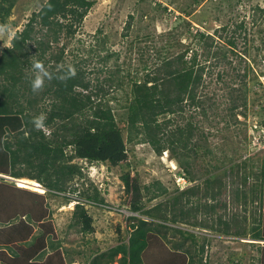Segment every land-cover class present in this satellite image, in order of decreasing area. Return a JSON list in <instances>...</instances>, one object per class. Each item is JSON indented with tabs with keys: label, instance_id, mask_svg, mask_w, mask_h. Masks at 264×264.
Returning a JSON list of instances; mask_svg holds the SVG:
<instances>
[{
	"label": "rangeland",
	"instance_id": "1",
	"mask_svg": "<svg viewBox=\"0 0 264 264\" xmlns=\"http://www.w3.org/2000/svg\"><path fill=\"white\" fill-rule=\"evenodd\" d=\"M46 1L0 0L5 8L11 5L9 16L4 20L0 18V56L4 48L11 47L14 34L24 29L33 12ZM88 1L93 5L77 28L75 37L65 41V54L69 62H78L84 68L91 85L100 84L108 77L123 83L129 79L141 81L163 58L183 52L186 61L196 54V62L205 66L202 86L197 91L198 98L204 101L205 114L184 102L181 121L182 125L191 121L195 129L192 142L197 147L193 153L184 152L180 157V161L189 166L194 180L187 182L180 175L183 170L169 151L158 155L148 144L127 143V131L121 123L124 112L117 111L127 160L116 167L73 160L82 173L72 181L75 193L38 198L33 194L46 193L40 184H31L36 188L34 190L21 188L29 192L25 194L17 192L18 186L0 176V194L5 193L4 199H0V217L3 218L0 219V229L3 228L0 243L7 240V226L22 220L32 224V230L31 227L22 230V238L29 241L27 244L44 237L46 244L40 253L43 256L38 257L42 259L39 264H88L100 250L119 242L126 245L131 224L140 219L149 220L143 214L148 208L178 196L182 190L222 178L228 203L225 210L221 209L217 214L225 218L235 214L240 220L245 217L246 236L222 235L198 225L168 222L169 228L164 233L146 236L144 262L158 264L161 259L167 260V257L160 258L167 253L168 257L169 254L177 257L175 264H264V239L253 238L256 228L264 236V135L261 127L264 99L255 101L263 94L260 85L264 88L261 79L264 75V0ZM129 23V29L125 30ZM35 30L38 32L40 28L36 26ZM202 34L207 43L212 44L211 49L205 46ZM63 42L61 40L58 46ZM208 50L225 53L227 59L218 62L209 57L206 60ZM243 74H246L244 79ZM244 84L249 91L247 109L245 112L242 108L235 110L234 120L229 110L231 99L242 96ZM110 95H116L117 99L124 97L122 91L116 90ZM244 163L247 165L245 170L242 168ZM224 173L230 176L223 178ZM125 174L139 190L138 204L143 208L138 212L130 209L129 202L137 197L134 190L125 192L121 180ZM244 177L245 185L241 184ZM156 183L164 190L163 194ZM145 186H149L150 192L161 195L149 201ZM238 187L241 191L236 196L234 191ZM253 188L258 192L253 193ZM94 190L104 203L86 204L84 201L92 219L93 232L82 233L70 225L71 213L77 200L85 194L93 196ZM8 193L13 195V202ZM203 203L190 201L189 207L198 208L195 219L215 224L217 214L204 215ZM7 212L17 215L10 213L12 218L6 221L10 217L4 219ZM27 212L34 219L42 213L47 227L30 221L25 216ZM175 244H181V248L176 249ZM17 246L23 248L26 244L18 243ZM176 251L179 252L173 254Z\"/></svg>",
	"mask_w": 264,
	"mask_h": 264
},
{
	"label": "trees",
	"instance_id": "2",
	"mask_svg": "<svg viewBox=\"0 0 264 264\" xmlns=\"http://www.w3.org/2000/svg\"><path fill=\"white\" fill-rule=\"evenodd\" d=\"M92 5L88 0H47L37 12H33L24 29L14 34L10 41L11 47L4 48L0 56V174L37 182L46 190L45 194H33L38 198L41 195L75 193L72 181L81 177L82 173L73 160L101 162L111 167L119 166L127 160L125 141L115 114L123 111V120L120 121L127 131L126 142L148 144L158 155L169 151L183 170L180 175L187 182H192L194 178L189 166L180 161L181 153H193L197 147L192 142L195 131L192 122L185 125L181 122L185 110L183 103L186 102L189 107L200 109L201 114H205L204 101L197 96V91L202 86L205 66L196 62V54L186 61V53L183 52L163 58L160 64L145 73L141 81L129 79L127 83H123L108 77L100 84L91 85L84 68L78 62L67 60L65 41L75 37L77 28ZM10 8L11 5L5 8L0 4V18L4 20L8 17ZM36 26L40 28L38 32L35 30ZM129 26L130 23L125 30ZM202 37L205 38L204 34ZM206 39L204 44L211 49L212 44L207 43ZM61 40L64 42L59 47ZM209 57L218 62L227 59L225 53L218 50L214 53L208 50L205 59ZM37 62L44 65L52 78L45 79L44 86L34 92L31 81L35 77L33 65ZM72 70L75 75L71 74ZM245 77L246 74H243L242 79ZM260 86L263 94L255 101L264 99V88ZM115 90L122 91L124 97L117 99L116 95L111 96L110 93ZM248 92L244 84L242 96L231 99L229 110L234 120L235 110L242 108L245 112L247 109ZM41 114L46 116L45 126L37 129L32 120ZM261 127L264 135V121ZM262 143L264 144V140ZM242 168L245 170L247 165L242 164ZM229 176L223 174V178ZM121 180L125 192L134 190V196L137 197L129 202L131 211L142 210L143 207L138 204L140 193L136 185L130 183L128 174L122 176ZM223 180H207L202 186L182 190L178 196L148 208L143 214L149 220L140 219L131 224L126 245L119 242L100 251L88 264H145L143 255L147 248L146 236L164 233L169 228L166 225L168 222H181L194 227L198 225L222 235L245 237V217L240 220L235 214L231 218L217 214L219 210H225L228 203ZM241 182L245 185L246 178ZM19 189L16 191L29 194ZM159 189L163 194L164 190ZM144 190L149 201L161 195L150 192L149 186H145ZM239 191V187L235 189L236 196ZM252 192L257 193L258 189L253 188ZM8 195L11 197L10 202H13V195ZM4 197L5 193H1L0 199ZM80 199L71 213L70 225L79 228L82 233H92V219L84 203L103 204L104 200L97 190H94L93 196L85 194ZM192 199L204 202V215L217 214L215 224L195 219L198 208L189 207ZM231 202L233 204L234 200ZM10 213L7 212L4 217L10 216L6 221L12 215H17L16 212L11 213L12 215ZM25 216L30 221L47 227L42 213L35 219L30 212ZM0 219L3 220L2 217ZM31 225L30 222L21 220L7 226V240L0 243V264L40 263L42 259L38 257L43 256L40 253L46 244L44 237L40 236L30 244H27V238H22V230H29L30 227L32 230ZM253 238L261 241L264 236L256 228ZM18 243L26 244V247L17 246ZM174 247L180 249L181 244H175ZM177 252L179 251L173 254ZM169 256L167 253L166 256L160 255V258L167 257V260L161 259L158 264H175L177 257L171 254Z\"/></svg>",
	"mask_w": 264,
	"mask_h": 264
},
{
	"label": "clouds",
	"instance_id": "3",
	"mask_svg": "<svg viewBox=\"0 0 264 264\" xmlns=\"http://www.w3.org/2000/svg\"><path fill=\"white\" fill-rule=\"evenodd\" d=\"M33 69H34V72H35V77L31 81V86H32V90L34 92H36V91L40 90L44 86L45 79H51L52 76L47 71V69L44 67V65L42 63H39V62L35 63L33 65ZM71 74L75 75V71L72 70ZM45 120H46V116L44 114H41V115H39L37 117H34L33 120H32V123H33L35 128L40 129V128H43L45 126Z\"/></svg>",
	"mask_w": 264,
	"mask_h": 264
},
{
	"label": "bare ground",
	"instance_id": "4",
	"mask_svg": "<svg viewBox=\"0 0 264 264\" xmlns=\"http://www.w3.org/2000/svg\"><path fill=\"white\" fill-rule=\"evenodd\" d=\"M168 154V153H166ZM0 176H3L5 179L9 180L10 183L14 184L15 186H18L19 188H28L27 190H34L36 189L35 187H33L31 184H33L34 186L38 185L37 182L35 181H32V180H28V179H15V178H11L9 176H5V175H1ZM24 188V189H25Z\"/></svg>",
	"mask_w": 264,
	"mask_h": 264
},
{
	"label": "crops",
	"instance_id": "5",
	"mask_svg": "<svg viewBox=\"0 0 264 264\" xmlns=\"http://www.w3.org/2000/svg\"><path fill=\"white\" fill-rule=\"evenodd\" d=\"M106 250V249H105ZM100 251H103V250H100ZM120 256H118V258H119ZM148 259H150V258H148ZM152 260H153V258H152ZM151 260V261H152ZM145 264H150L151 262H149V261H146V262H144ZM115 264H117V263H115ZM151 264H153V263H151ZM155 264V263H154Z\"/></svg>",
	"mask_w": 264,
	"mask_h": 264
},
{
	"label": "built area",
	"instance_id": "6",
	"mask_svg": "<svg viewBox=\"0 0 264 264\" xmlns=\"http://www.w3.org/2000/svg\"><path fill=\"white\" fill-rule=\"evenodd\" d=\"M261 79H262V83L264 84V76Z\"/></svg>",
	"mask_w": 264,
	"mask_h": 264
}]
</instances>
